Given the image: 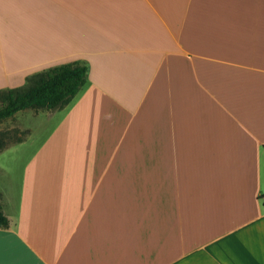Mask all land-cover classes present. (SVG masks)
Returning a JSON list of instances; mask_svg holds the SVG:
<instances>
[{"label": "crops", "instance_id": "crops-1", "mask_svg": "<svg viewBox=\"0 0 264 264\" xmlns=\"http://www.w3.org/2000/svg\"><path fill=\"white\" fill-rule=\"evenodd\" d=\"M0 55L87 68L0 151V264H264V0H0Z\"/></svg>", "mask_w": 264, "mask_h": 264}, {"label": "trees", "instance_id": "trees-1", "mask_svg": "<svg viewBox=\"0 0 264 264\" xmlns=\"http://www.w3.org/2000/svg\"><path fill=\"white\" fill-rule=\"evenodd\" d=\"M87 68L78 62L44 69L29 78L30 86L0 91V121L25 109H56L66 105L86 82ZM6 143L0 136V151ZM264 201V195L262 197ZM7 219L0 211V228Z\"/></svg>", "mask_w": 264, "mask_h": 264}, {"label": "rangeland", "instance_id": "rangeland-1", "mask_svg": "<svg viewBox=\"0 0 264 264\" xmlns=\"http://www.w3.org/2000/svg\"><path fill=\"white\" fill-rule=\"evenodd\" d=\"M7 64L9 65V63ZM0 70H1L0 73L9 72V71H5L2 65H0ZM37 72L39 71H36L24 77L23 83L19 86H13L15 83H12V84L11 83H6V84L0 83V91H5L8 89L17 88V87L30 86L31 82L27 80L29 78H32V76L36 74ZM10 82H13V80L12 81L10 80ZM56 109H37V110H41V111H51L52 110L53 111ZM31 113H32V110L25 109V110L17 112L12 117H9V118H6L0 121V136L4 139L6 143L5 145L6 147L20 140H25V141H28L34 144L39 143L42 140L43 129H44L42 119H41L42 117L40 115H38V117H35V116L31 117ZM26 128L30 130L29 132H31L28 139H27L28 133H27Z\"/></svg>", "mask_w": 264, "mask_h": 264}]
</instances>
